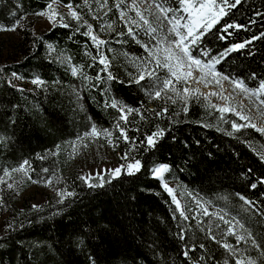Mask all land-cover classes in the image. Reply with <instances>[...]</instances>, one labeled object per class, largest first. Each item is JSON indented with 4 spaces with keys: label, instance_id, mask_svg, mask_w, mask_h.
<instances>
[{
    "label": "trees",
    "instance_id": "trees-1",
    "mask_svg": "<svg viewBox=\"0 0 264 264\" xmlns=\"http://www.w3.org/2000/svg\"><path fill=\"white\" fill-rule=\"evenodd\" d=\"M117 2L101 8L104 0H0V29L20 24L9 55L0 59V214L7 222L0 264H235L236 255L223 247L236 243L225 220L181 216L153 176L156 164H167L184 187L235 221L248 238L241 246L264 264L263 134L253 127L234 130L232 114L200 95L181 101L163 92L169 73L143 71L153 61L128 34ZM49 4L55 21L35 32L31 18ZM88 25L105 43L97 47L84 35ZM228 25L239 27L225 31ZM240 44L245 47H235ZM196 47L226 76L253 88L264 83V0L226 9ZM93 125L111 134L95 137L111 140L124 169L90 187L69 152ZM157 132L163 134L149 146L147 137ZM136 160L140 171L128 174L127 164ZM22 165V187L52 190L46 203L32 204L19 195L21 187L9 188L2 179Z\"/></svg>",
    "mask_w": 264,
    "mask_h": 264
},
{
    "label": "rangeland",
    "instance_id": "rangeland-1",
    "mask_svg": "<svg viewBox=\"0 0 264 264\" xmlns=\"http://www.w3.org/2000/svg\"><path fill=\"white\" fill-rule=\"evenodd\" d=\"M175 1L177 3L175 2V5L173 6L168 5L166 0H162L165 6L169 8H178V0ZM135 3L137 8L143 12L145 18L152 23V26L154 28H157V31L154 34H149L146 30V26L136 27V25L131 24L130 20H139V17L136 16L135 10L129 11V6L133 4V0H124V4L122 5L121 9H119V13L120 11H125L127 13V16L122 20L126 24L128 29L130 27L133 29L132 35L143 45V47L148 51L149 55L150 50L155 51L157 50V48L167 47L168 41L173 39V37L167 31V25H158L155 19V7L149 8V5L153 4V0H135ZM55 9L56 8L52 6V10L56 13ZM40 13L44 14H37L35 17L31 18L33 23V30L35 32H39L41 30L49 28L55 21V16L53 17V19H49V16L52 15V11H50L49 9ZM174 14L181 15L182 13L177 12ZM19 27L20 24H17L16 26L9 28V30H0V59H5L9 55L10 45L15 41V39H18L19 37ZM161 41H163V43H161ZM191 55L196 59H200L203 64H207L208 62L214 60L208 56H204L201 51L198 50L196 45L191 46ZM150 56L153 64L150 68H146L143 71L149 70L150 72L158 74L160 73V71H165L166 73H168L167 69L158 68L154 58L152 57V55ZM160 56L161 59H163L162 52L160 53ZM203 64L201 66L193 65L191 69H189L187 67V64H185L181 71L188 72L189 70H191L192 73V75L187 78V81L181 80L177 82L174 77H170L169 75V79L172 80V84L167 89L162 87V91L173 95L181 101H186L192 94L200 95L203 99L209 101L219 110L226 109L223 112L231 113L236 124H253L256 126L255 128L257 130L261 129L258 131H261L264 136V104L261 103V101H264V91L261 90V85L264 83H261L259 86L253 88L247 86L243 82V86L249 90L247 93H245L241 91V89L234 83L242 82L241 80L231 78L219 72L216 69L215 64L213 69L211 70L205 67L202 73L200 68L203 66ZM225 77L227 79H225ZM173 86L177 89L180 95H177L176 92L171 91V88ZM185 87L189 89V92L187 94H185L183 91ZM252 93L257 94L252 95ZM237 112H239L241 115L247 116L249 119L247 121L241 120L240 117L236 115ZM70 146L71 151L69 152V155L72 157L73 162L76 164L77 170L79 171L80 175L85 178L92 177V179L88 181L85 180L89 184L100 183L106 176H114L112 173V170L114 169L120 168V172H122V170L124 169V167H121L123 166V163L119 161V159L117 158V154L113 151L112 146L108 141L105 142L100 138L87 135L80 139L74 140L70 144ZM159 165L162 164H156L153 169ZM169 171L170 169L168 166V170L166 172H163V174L158 178L164 189V185L166 184L168 188L173 190V192L170 194L165 189L171 197L172 201L173 195L175 196L180 205V208L178 210L180 212L183 211L184 216H199L200 214H205L206 210L207 214L219 215L220 218L223 217L208 203L199 199L195 194L184 187L176 178H174L169 173ZM6 173H8V175L4 174L2 179L12 186L17 185L18 187H21L19 188V195L21 196V198L29 197L31 203L34 205H42L47 202L49 195L52 193L51 189L41 186L37 183H32L26 187H22L21 183L25 179L24 171H8ZM119 173H116L115 175ZM153 176H155L154 173ZM223 219L227 221V228L232 230V232H229L231 234L235 233L232 235L236 240L234 246V248L236 249V252L234 253L236 255V259L239 257H243L246 262L254 261L255 264H257L254 258H252L244 250L243 246H241V243L247 241V235L241 230V228L235 221H230L224 217ZM6 227V218L3 214H0V232H2ZM238 236H243L244 240L238 242Z\"/></svg>",
    "mask_w": 264,
    "mask_h": 264
},
{
    "label": "snow or ice",
    "instance_id": "snow-or-ice-1",
    "mask_svg": "<svg viewBox=\"0 0 264 264\" xmlns=\"http://www.w3.org/2000/svg\"><path fill=\"white\" fill-rule=\"evenodd\" d=\"M87 2V0H85ZM241 2V0H232V3L229 4V0H221V2H217V0H178L179 7L178 8H169L165 6L162 2V0H153V4L149 5V8L155 7L156 14L155 19L159 26H165L167 25V31L171 34L173 39L168 41V46L164 48H157V50L152 51L150 50V55L155 60V63L158 68H165L167 69L170 77H174L177 82L184 80L187 81V78L192 75L191 70L188 72H182L181 69L187 64V67L189 69L192 68L193 65L201 66L203 62L200 59H196L191 55V46H195L199 43L201 37L209 31L213 25H215L219 19L226 14V9L234 8L236 5H238ZM107 3V0H104V3L100 4L101 8H104ZM124 4V0H118L115 7L117 9H121L122 5ZM70 8L69 15L74 17L75 19L79 20L80 17L77 15L75 11H71V5H68ZM48 9L52 11V15L49 16V19H53L55 15H57L52 10V5H48ZM135 10V14L137 17H139V20H130L131 24L136 25V27H142L146 26V30L149 34H154L157 31V28H154L152 26V23L145 18L142 11H140L135 3V0H133V4L129 6V11ZM182 13L181 15H175L174 13ZM39 15H43L44 13H38ZM127 16V13L125 11H120V17L121 19H124ZM63 19V17H61ZM86 23V22H85ZM64 27H68L67 24L62 25ZM88 31L84 33L86 36H90L92 41L99 47V45L105 43L102 40H98L96 36L91 35V25H88ZM108 28H111V25H107ZM231 27H239L238 25H228L225 28V31H227V28ZM0 30H9V29H0ZM14 30V29H12ZM128 34H133V29L130 27L128 29ZM163 43V41H161ZM236 48H243L245 47L244 44L236 45ZM233 49H229L228 51H232ZM163 53V59H161L160 53ZM204 56L208 55V52L205 51L202 53ZM224 53V55H226ZM102 65L105 66V69L107 68V61L106 59L101 55L100 61ZM216 60H212L208 62L207 64H203V66L200 68L201 72L203 73V69L206 67L209 70L213 69L214 64L216 63ZM76 72V69L73 68V73ZM149 76L154 75V72H149ZM109 79H114L111 74L108 76ZM203 78V77H201ZM144 79V75L141 74L139 76V79L136 81L137 83L139 80ZM225 79H227L225 77ZM218 82V81H217ZM33 83H41L39 80H34ZM237 87L241 89V91L247 93L249 90L243 86V82H234ZM172 84L171 79H165L163 81V87L165 89L169 88V86ZM261 90L264 91V84L261 85ZM171 91L176 92L177 95H180V93L177 91V89L173 86L171 88ZM184 93L187 94L189 92V89L187 87L184 88ZM198 91V90H193ZM215 94V93H214ZM257 93H252V95H256ZM157 97L161 95V93L158 91L155 93ZM175 102V101H173ZM262 104H264V101H261ZM112 107H117L116 103L113 102L111 105ZM187 110L186 108L184 109ZM226 109H221V111H225ZM231 110V109H227ZM121 111H124L123 108H121ZM129 112L132 110L129 109ZM237 116L240 117L241 120L247 121L249 118L245 115H241L239 112L236 113ZM121 119H124V117H121ZM119 126V125H118ZM232 127L234 130L239 131L240 128L243 127H253L256 126L253 124H236L233 122ZM261 130V129H258ZM163 133L157 132L154 133L153 136L147 137V142L149 146H154V137H159ZM232 133H229L231 135ZM86 135L89 136H99V135H105L106 137H110V133L107 132V130H103L102 132H98L95 125H93L92 130L90 133H86ZM121 135L125 140H127V135L124 132L123 129H121ZM109 143H111V140L109 139ZM125 159L127 158V154H125ZM261 159L264 160V156H261ZM27 164V162H25ZM123 167V166H121ZM141 168V163L139 160H136L135 163H128L127 164V171L128 174H134L135 172H139ZM168 170L167 165H159L156 168L152 169L155 176L160 177L163 172H166ZM14 171H25L23 165L19 169H15ZM47 171V169H45ZM121 171L120 168L112 170L113 175L116 173H119ZM5 175H8V173H5ZM81 179H84L86 181L92 179V177H81ZM90 187L98 186V185H89ZM9 188L12 187L11 184L8 185ZM165 189L171 194L173 192L172 189L168 188V186L164 185ZM253 188L256 187L255 184L252 185ZM70 195V193H69ZM243 199V197H241ZM173 202L176 204L177 208H180L179 202L176 200L175 196L173 195ZM246 203H251L249 201H246ZM205 214L207 215V211L205 210ZM181 216H184V212H180ZM187 219V217H184ZM223 219V217H221ZM227 223V221H225ZM230 232H232L231 229H229ZM235 234V233H232ZM180 239H184V235L181 232ZM212 239H215L213 236ZM244 240L243 236H238L237 241ZM252 244L254 247H258L256 245L255 240H252ZM224 248L228 249L230 252L235 253L236 249L233 248L232 245L224 244ZM185 256L188 255L187 251L184 253ZM235 264H255L254 261H245L243 257H239L235 260Z\"/></svg>",
    "mask_w": 264,
    "mask_h": 264
}]
</instances>
